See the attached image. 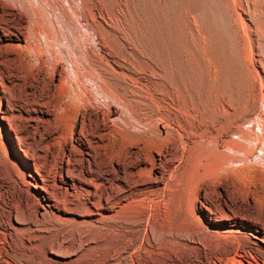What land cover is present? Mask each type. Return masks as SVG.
Returning <instances> with one entry per match:
<instances>
[{"label": "bare ground", "instance_id": "6f19581e", "mask_svg": "<svg viewBox=\"0 0 264 264\" xmlns=\"http://www.w3.org/2000/svg\"><path fill=\"white\" fill-rule=\"evenodd\" d=\"M35 1L71 37L45 29L29 0H0V264H264V190L228 166L254 149L246 128L258 113L253 92L228 89L226 106L220 98L211 113L183 56L185 76L165 65L164 72L156 65L164 59L155 52V63L146 48L156 76L125 60L126 51L144 57L109 24L128 27L124 0L108 4V13L81 0V41L82 13L68 12V0ZM253 36L248 31L251 53ZM76 82L88 91L64 104ZM170 87L176 101L167 98Z\"/></svg>", "mask_w": 264, "mask_h": 264}, {"label": "rangeland", "instance_id": "374dc122", "mask_svg": "<svg viewBox=\"0 0 264 264\" xmlns=\"http://www.w3.org/2000/svg\"><path fill=\"white\" fill-rule=\"evenodd\" d=\"M62 1L64 3V0H62ZM80 1L81 0H68V1H66L67 3L65 2L64 4H65V6H66V4L68 6V2H69L70 7H67V6L65 7L67 9L69 8L67 10L68 12H70L69 10H71L73 7V9H75L76 12L78 11V13H77L78 16H80L81 15L80 13H82V15L80 16L81 18L78 17V20H80L79 22H80L81 26H83L85 24V27H86V23L84 22V19H83V15H84L85 11H84V7L80 3ZM95 1L99 4L100 9H102V11L104 13H105V11H106V13L109 12V7H108L109 5L108 4L113 3V0H95ZM239 1H241V2H239ZM29 2L32 4V7L34 5V7H36L37 9L40 10V12H38L39 10L37 11L36 8L35 9L33 8L34 10H36L38 15H39V13L41 14V15H39V17L40 16L43 17V18L40 17V19L38 17V20L44 26L45 29L46 28L48 29V27H49V29L52 28V26H49L51 24V25H54L57 29L61 27L60 31L62 29V31L65 34H67L69 32V31H67V29L64 28L65 26H67V24L64 23L63 21L59 20V23H55L56 21L54 20L55 21L54 24L51 23V22H53V19L55 18L54 14L52 16L51 15L52 11H48L49 10L48 8H45L47 12L45 11V9L43 10L41 8V7H43V5L40 4L39 1L36 2L35 0L34 1L29 0ZM37 3L42 5V6L38 5ZM261 3H263V4H261ZM38 6L40 8H38ZM121 10H122V13H124L125 15L121 14V11L119 13L121 15H123L124 20L127 19L125 21L128 24V27H125L124 24L118 20H117L118 22L116 23V19H113V18H111L109 24L113 25V28H117V29L119 28V30L121 28L120 31L122 33L126 34L124 36L128 38V39L127 38L126 39L132 45L131 47H133V49L137 48L139 53L140 52L143 53L142 56L144 57V60L140 61L135 56H133V54L131 52L126 51L125 60L131 65V67L136 72H138V73L141 72V74H146V75L151 76V77L156 76V74L146 64L145 59H147V57H146L147 55L144 52H146V49L148 51L150 50L151 53H153V54L155 52H157L156 53L157 57L160 58V60H162V59H164V60L160 61L161 63L158 62L159 59L157 60L156 59L157 57L154 54L155 63L158 62V64L156 63V65L159 67L163 66V68H162L163 71H164V65H165L166 70L168 69L169 73H171V74L173 73L172 75H175V73L176 74L178 73V75H179V72L183 76H185V74L189 75L188 77L190 78L189 81L191 83V87L193 89H197L198 91L202 90V92L204 90L206 107L207 108L209 107V109H212L211 113L214 112L216 114L219 110V109H217V105H218L216 103L217 100H219L221 98L224 101L225 106H226L228 99H227V96L225 94V91H227L228 89L233 88L232 90H234L236 92V90L238 88V90H240V92H242V93H243V91H245V93H246V91L249 89L250 91L249 90L247 91L248 94H250L252 92L254 93L256 91L254 94L252 93L251 95H254V98H255L254 104H255V106H258V113L246 125V128L250 129L252 131V133L254 134L253 137L255 139L252 138V141H251L250 146H249L250 149H253V148L254 149L252 150V152L250 154L251 156L249 155L250 156L249 158H245L241 155H238L239 161L233 163L232 164L233 166L230 164H228V166H230V168L233 167L232 170L234 173H239L240 175H242V174L245 175L247 177V183H249L248 185L250 186V188H252L254 190L256 189L258 191H263L264 190V141L261 140L259 143L258 139H260L262 137V135H264V133H262V132H264V128H263L264 127V125H263L264 124V96H263L264 95V71L262 73L263 77L259 76L257 74L253 64L254 63H258V64L260 63L261 68L263 67L262 69L264 70V65H263L264 64V54H263V52H264L263 51V49H264V1L263 0H233V1L232 0H124V5H123ZM49 12H50V15L48 14ZM238 12L241 15H242V13H244V15H243L244 17L240 18L237 15ZM46 14L49 16H46ZM219 14H221V15H219ZM51 16L53 18V19L51 18L52 21L50 19ZM172 16L175 19L172 18ZM236 16H237L238 20L236 19ZM170 18H172V19H170ZM239 18L241 20H239ZM247 18H249V19H247ZM43 19L45 20V22L43 21ZM48 19L51 22L48 21ZM185 20H186V22L187 21L188 22L186 23ZM190 20H191V22H190ZM60 21L63 22L62 24L64 26L61 24ZM243 21H246L245 23H248V24H245V26L246 25H248V26L243 27V23H244ZM164 22H166V23H164ZM57 24L58 25L61 24L62 26L61 25L57 26ZM120 24L122 26H120ZM186 24H187V26H186ZM173 25H174V27H172ZM115 26H118V27H115ZM67 27L69 28V26H67ZM77 27L79 29L78 32L80 30H82L80 34L78 33L79 36L82 34V32L85 33L86 28L84 26L79 28V26L77 25ZM195 27H197V28H195ZM122 28H124V29L126 28V29L123 30ZM133 28H135V29H133ZM130 29H131V32H130ZM185 29H186V31H185ZM195 29L197 31H195ZM68 30H70V28ZM250 30H252V31H250ZM229 31H230V33H229ZM248 31H249V33H252L254 35L253 41L255 42L254 43L255 52H253V53L250 52V48H249V42H248V37H247ZM173 32H175L174 35H173ZM69 33H71V32H69ZM69 33H68V35L70 36ZM130 33L132 35H130ZM175 34H177L178 36L176 37ZM212 34H213V36H212ZM135 35H137V36H135ZM236 35H237V37H236ZM79 36H78V38L81 41L80 38L83 39V35L80 37ZM134 36L136 37V39L134 38ZM69 38H67V39H69ZM50 40L51 39L48 38L47 39L48 42H43V44H42V47L46 51L49 50V48H50V47H48L50 45L49 43H51ZM159 41H160V44H159ZM182 42H184V44ZM70 45H71V47H70ZM200 45H202V48ZM250 45H251V43H250ZM47 47H48V49H47ZM67 47L70 48V49L68 48L69 51L71 49H74V47L72 46L71 43L70 44L67 43ZM174 47H175V49L173 50ZM159 48H160V50H159ZM152 49H154V50H152ZM157 49L159 50V52H161V50H162L163 52H161V53H163V54L158 53ZM111 51H113L115 53H120V48L118 45L117 46L112 45ZM181 53H183V55H181ZM206 53H207V55H206ZM158 54L159 55L161 54L163 57L161 55L159 57ZM201 54H203V55H201ZM239 54H240V56H239ZM251 54H252V56H251ZM253 54H254V56H253ZM179 55L183 56V59L185 58V60H186L185 63L187 62L186 65L188 67V69H187V67H186V69H187L189 74L187 72L184 74L182 69H179L180 65H179V62L177 61V59L180 57ZM79 57H80V55H79ZM80 58H83V57L81 56ZM194 59H195V61H194ZM31 60L35 61L34 58H31L30 61ZM159 63L163 64V65H160ZM197 63H199V64H197ZM164 72H167V71H164ZM207 72H209V73H207ZM181 74H180V76H182ZM210 79H212V80H210ZM82 83L83 82H81L82 86L80 85V82L73 83L72 89L68 90V93H67L65 99L63 100L64 104H66V103L68 104V102L73 100L74 96H75L74 100H76L78 97L83 96V94H82L83 91L84 92L88 91V90L86 91V89L88 87L85 85V83H83V84ZM198 84H200V85H198ZM249 86H251V87H249ZM78 87H79V89L82 88L80 90L81 91L83 90V91L81 92L79 89H77ZM74 89H76V90H74ZM156 89H160V87H158V85H152V87L149 86V88H148L149 91L156 90ZM241 89H243V90L241 91ZM72 90H73V93H72ZM94 91H95V88H94L93 92H92V90L90 92H92L91 95L96 97L94 94ZM165 92H166L167 98L170 100L176 101L177 98H180L179 92L173 88L171 89V87H170V90H166ZM240 92H239V95L241 94ZM77 95H78V97H77ZM242 95H244V94H242ZM163 96H165L164 93H163ZM215 98H216V100H215ZM68 99H70V100H68ZM207 103H209V104H207ZM240 106H241L240 108H243V110H244L245 106H243V105H240ZM206 107H204V108L206 109ZM255 140H257L258 143ZM234 166H235V169H234Z\"/></svg>", "mask_w": 264, "mask_h": 264}]
</instances>
